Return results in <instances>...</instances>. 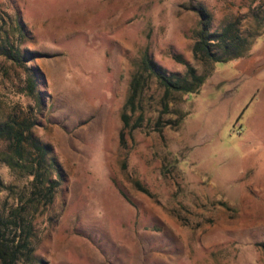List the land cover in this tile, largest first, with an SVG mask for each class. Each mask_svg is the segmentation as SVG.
<instances>
[{"label":"rangeland","instance_id":"1","mask_svg":"<svg viewBox=\"0 0 264 264\" xmlns=\"http://www.w3.org/2000/svg\"><path fill=\"white\" fill-rule=\"evenodd\" d=\"M191 8L212 31L237 21L242 55L194 58ZM5 37L29 60L0 56V121L32 118L54 162L52 202L24 213L31 259L16 264H264V0H0ZM144 54L165 75L188 65L203 81L164 110L147 78L123 127ZM29 180L0 162L2 221Z\"/></svg>","mask_w":264,"mask_h":264},{"label":"trees","instance_id":"2","mask_svg":"<svg viewBox=\"0 0 264 264\" xmlns=\"http://www.w3.org/2000/svg\"><path fill=\"white\" fill-rule=\"evenodd\" d=\"M198 16V29L192 44L191 53L196 59L206 62H225L236 59L246 50L247 40L241 35L237 21L226 24L220 31L210 30L209 15L201 8H191ZM0 56L22 65L29 60L23 59L18 50H14L12 44L5 38L0 44ZM147 78H153L159 88L162 89V107L165 110L166 98L170 93L189 94L197 90L203 81V76L196 75L195 70L186 65L183 77L173 74L165 75L154 66L148 56L141 58L140 67L135 71L128 84L123 113L120 116L123 127L128 126L130 114L135 112V104L138 103ZM26 90L32 95L34 82L26 77ZM32 119V118H31ZM21 119L8 116L0 121V141L5 143V150L0 153V162L10 170L17 171L29 178V197L19 207L14 209L10 220L0 219V264H16L19 257L30 260L33 248L31 246L32 226L27 213V208L41 200L45 207L52 202L55 188L54 182L48 177L49 170L54 167V162L48 159L49 150L31 135L34 120ZM136 126L138 124H135ZM26 207V208H25ZM35 210V209H34ZM27 212L26 214H24ZM13 231V236L5 237L4 230ZM264 252V244H261Z\"/></svg>","mask_w":264,"mask_h":264},{"label":"crops","instance_id":"3","mask_svg":"<svg viewBox=\"0 0 264 264\" xmlns=\"http://www.w3.org/2000/svg\"><path fill=\"white\" fill-rule=\"evenodd\" d=\"M262 72L264 73V68L262 69L261 73H262ZM261 73H260V74H261Z\"/></svg>","mask_w":264,"mask_h":264}]
</instances>
